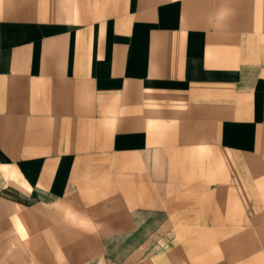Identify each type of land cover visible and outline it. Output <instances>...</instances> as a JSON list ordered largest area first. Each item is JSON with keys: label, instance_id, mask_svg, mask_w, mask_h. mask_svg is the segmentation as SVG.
Returning <instances> with one entry per match:
<instances>
[{"label": "crops", "instance_id": "crops-1", "mask_svg": "<svg viewBox=\"0 0 264 264\" xmlns=\"http://www.w3.org/2000/svg\"><path fill=\"white\" fill-rule=\"evenodd\" d=\"M0 264H264V0H0Z\"/></svg>", "mask_w": 264, "mask_h": 264}]
</instances>
